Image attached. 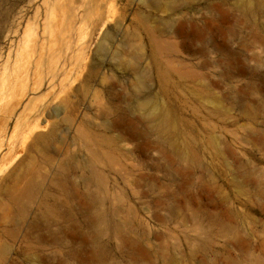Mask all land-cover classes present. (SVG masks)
<instances>
[{
    "label": "rangeland",
    "instance_id": "rangeland-1",
    "mask_svg": "<svg viewBox=\"0 0 264 264\" xmlns=\"http://www.w3.org/2000/svg\"><path fill=\"white\" fill-rule=\"evenodd\" d=\"M253 2L0 0V264H264Z\"/></svg>",
    "mask_w": 264,
    "mask_h": 264
},
{
    "label": "bare ground",
    "instance_id": "bare-ground-1",
    "mask_svg": "<svg viewBox=\"0 0 264 264\" xmlns=\"http://www.w3.org/2000/svg\"><path fill=\"white\" fill-rule=\"evenodd\" d=\"M253 1H254L253 5L256 7V6H260L263 3L264 0H253ZM245 8H247V7H245Z\"/></svg>",
    "mask_w": 264,
    "mask_h": 264
}]
</instances>
